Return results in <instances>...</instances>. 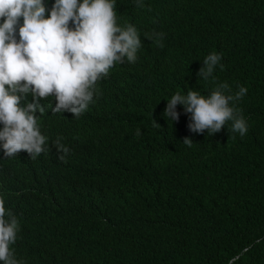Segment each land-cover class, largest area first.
I'll return each mask as SVG.
<instances>
[{
    "label": "trees",
    "instance_id": "trees-1",
    "mask_svg": "<svg viewBox=\"0 0 264 264\" xmlns=\"http://www.w3.org/2000/svg\"><path fill=\"white\" fill-rule=\"evenodd\" d=\"M144 5L116 0L117 24L138 29L137 60L115 62L80 116L49 108L50 150L0 149L1 195L19 228L9 248L24 264H264V0ZM154 32L163 47L146 38ZM210 52L224 67L204 80ZM221 82L247 88L234 102L244 136L231 121L191 132L179 104L176 121L163 116L173 94ZM58 138L71 149L64 161Z\"/></svg>",
    "mask_w": 264,
    "mask_h": 264
},
{
    "label": "clouds",
    "instance_id": "clouds-1",
    "mask_svg": "<svg viewBox=\"0 0 264 264\" xmlns=\"http://www.w3.org/2000/svg\"><path fill=\"white\" fill-rule=\"evenodd\" d=\"M116 0H53L46 10V0H0V149L3 158L26 151L35 158L49 149L44 135L49 108L73 117L83 114L94 102L96 82L106 76L115 62L134 63L142 47L138 29L132 24L121 27L116 22ZM143 8L144 0H134ZM163 32L150 38L163 47ZM222 57L210 52L197 72L204 80L213 77ZM226 82L203 95L198 90L177 92L166 100L163 116L176 121L177 105L190 114L188 129L211 136L231 121V131L242 137L248 131L244 116L235 107L247 88L239 86L234 94ZM153 124L159 126L154 120ZM44 123V124H43ZM137 135L141 130H137ZM62 138L51 143L64 161L71 149ZM191 147L193 141H182ZM0 185V262L24 264L9 248L17 239L18 221L7 212ZM7 214V218H6Z\"/></svg>",
    "mask_w": 264,
    "mask_h": 264
}]
</instances>
